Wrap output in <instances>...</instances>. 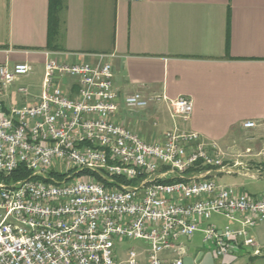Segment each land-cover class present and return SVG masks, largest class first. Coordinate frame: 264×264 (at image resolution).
Instances as JSON below:
<instances>
[{
  "label": "built area",
  "instance_id": "obj_1",
  "mask_svg": "<svg viewBox=\"0 0 264 264\" xmlns=\"http://www.w3.org/2000/svg\"><path fill=\"white\" fill-rule=\"evenodd\" d=\"M32 72L29 64L0 65V175L25 168L32 176L0 182V264H184L198 233L215 264H231L257 245L251 231L264 222V195L218 176L264 177V169L226 164L217 144L197 132L174 129L163 144H149L113 123L120 95L113 66L103 61L48 60L40 102L6 108L10 87ZM67 78L80 86L77 99L56 83ZM18 93L30 96L28 87ZM162 101L172 118L190 121L187 98L136 93L124 103L136 112ZM215 216L239 226H219Z\"/></svg>",
  "mask_w": 264,
  "mask_h": 264
},
{
  "label": "crops",
  "instance_id": "obj_2",
  "mask_svg": "<svg viewBox=\"0 0 264 264\" xmlns=\"http://www.w3.org/2000/svg\"><path fill=\"white\" fill-rule=\"evenodd\" d=\"M48 60L111 64L120 95L111 121L146 143L163 144L174 129L197 132L217 144L226 164L264 169V0H0V65L29 64L41 74L37 85L33 75L12 85L6 108L40 102ZM25 83L37 89L29 97L18 93ZM56 83L78 98L77 81ZM136 93L187 98L194 112L188 123L172 118L168 101L129 112L125 98ZM238 175L264 179L228 176ZM251 235L257 245L231 264H264V222Z\"/></svg>",
  "mask_w": 264,
  "mask_h": 264
},
{
  "label": "rangeland",
  "instance_id": "obj_3",
  "mask_svg": "<svg viewBox=\"0 0 264 264\" xmlns=\"http://www.w3.org/2000/svg\"><path fill=\"white\" fill-rule=\"evenodd\" d=\"M33 73L29 76H32ZM41 74L33 75V79L30 80V83L32 85H37L38 82L40 83ZM24 87H28L30 92H34L37 89H33L29 84L22 85ZM32 89H31V88ZM222 183L226 185H238L241 186L243 191L249 195H258L260 193L264 192V179L259 180H251L247 177H244L242 175L238 176H228L224 177L220 180ZM213 222L218 223L220 225H227L229 224L228 220L222 218V217H214ZM138 242H132L130 245H137ZM188 247L190 248V255L195 257L200 251L208 252V247L204 245L203 243V235L201 233L197 234L195 238L190 242L187 243Z\"/></svg>",
  "mask_w": 264,
  "mask_h": 264
},
{
  "label": "trees",
  "instance_id": "obj_4",
  "mask_svg": "<svg viewBox=\"0 0 264 264\" xmlns=\"http://www.w3.org/2000/svg\"><path fill=\"white\" fill-rule=\"evenodd\" d=\"M32 176L29 172L26 171L25 168H20L16 172H14L11 176L5 178L3 175H0V182H6V183H17L22 180H28ZM170 182V181H168Z\"/></svg>",
  "mask_w": 264,
  "mask_h": 264
},
{
  "label": "water",
  "instance_id": "obj_5",
  "mask_svg": "<svg viewBox=\"0 0 264 264\" xmlns=\"http://www.w3.org/2000/svg\"><path fill=\"white\" fill-rule=\"evenodd\" d=\"M195 260L199 264H215L213 256L210 252H207V253L200 252ZM184 264H194L193 257H190V256L186 257L184 259Z\"/></svg>",
  "mask_w": 264,
  "mask_h": 264
}]
</instances>
